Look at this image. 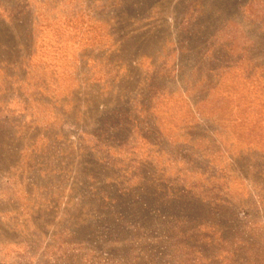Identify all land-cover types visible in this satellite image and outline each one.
<instances>
[{
	"label": "rangeland",
	"instance_id": "1",
	"mask_svg": "<svg viewBox=\"0 0 264 264\" xmlns=\"http://www.w3.org/2000/svg\"><path fill=\"white\" fill-rule=\"evenodd\" d=\"M0 264H264V0H0Z\"/></svg>",
	"mask_w": 264,
	"mask_h": 264
}]
</instances>
